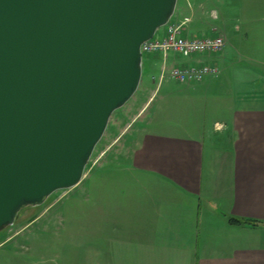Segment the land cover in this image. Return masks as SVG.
<instances>
[{"label": "crops", "instance_id": "crops-1", "mask_svg": "<svg viewBox=\"0 0 264 264\" xmlns=\"http://www.w3.org/2000/svg\"><path fill=\"white\" fill-rule=\"evenodd\" d=\"M251 3L235 93L214 87L220 68L175 81L173 105L133 132L114 207L97 220L107 242H93V264H264V0Z\"/></svg>", "mask_w": 264, "mask_h": 264}, {"label": "water", "instance_id": "water-1", "mask_svg": "<svg viewBox=\"0 0 264 264\" xmlns=\"http://www.w3.org/2000/svg\"><path fill=\"white\" fill-rule=\"evenodd\" d=\"M177 0H0V230L77 185Z\"/></svg>", "mask_w": 264, "mask_h": 264}, {"label": "rangeland", "instance_id": "rangeland-1", "mask_svg": "<svg viewBox=\"0 0 264 264\" xmlns=\"http://www.w3.org/2000/svg\"><path fill=\"white\" fill-rule=\"evenodd\" d=\"M251 4V0H177L171 17L177 20V14L183 13L185 16L180 20L189 18L188 36L212 33L224 36L223 50L211 58L220 68L222 77L214 87L222 92L234 94L236 91L234 75L242 68L238 56L241 39L237 34L241 35L243 27H250ZM242 50L249 52L243 53L245 56H250V49ZM159 55H142L139 86L133 96L112 113L80 182L71 188L56 190L40 205L22 208L13 224L0 230V264H93V242L101 247L106 241H101L102 236L98 238L97 228L108 226L97 220L108 219L114 207L115 196L120 191L114 187L122 185L126 147L133 139V132L142 127L151 114H158L155 112L158 108L173 105L171 96L179 93L180 85L171 78L157 84L162 64ZM180 60L183 58L168 53L169 65ZM150 96L152 99L144 107ZM163 97L165 102L170 99V103L165 104ZM206 125L208 127L207 122Z\"/></svg>", "mask_w": 264, "mask_h": 264}, {"label": "built area", "instance_id": "built-area-1", "mask_svg": "<svg viewBox=\"0 0 264 264\" xmlns=\"http://www.w3.org/2000/svg\"><path fill=\"white\" fill-rule=\"evenodd\" d=\"M188 17L183 20L170 19L162 29L140 46L142 55L159 53L162 57L159 82L164 78H171L179 83L200 82L209 75H217L219 68L214 61L206 60L207 57L220 53L225 45V38L219 33L203 36H188ZM168 53L179 58L198 57L192 62L168 64ZM168 64V65H167ZM154 79V77H153Z\"/></svg>", "mask_w": 264, "mask_h": 264}, {"label": "trees", "instance_id": "trees-1", "mask_svg": "<svg viewBox=\"0 0 264 264\" xmlns=\"http://www.w3.org/2000/svg\"><path fill=\"white\" fill-rule=\"evenodd\" d=\"M228 220L230 221V222H233V223H236V222H243L242 220H240V219H237V218H233V217H229L228 218Z\"/></svg>", "mask_w": 264, "mask_h": 264}]
</instances>
